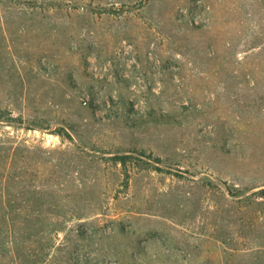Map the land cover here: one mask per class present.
I'll use <instances>...</instances> for the list:
<instances>
[{"label": "rangeland", "instance_id": "1", "mask_svg": "<svg viewBox=\"0 0 264 264\" xmlns=\"http://www.w3.org/2000/svg\"><path fill=\"white\" fill-rule=\"evenodd\" d=\"M0 264H264V0H0Z\"/></svg>", "mask_w": 264, "mask_h": 264}, {"label": "trees", "instance_id": "2", "mask_svg": "<svg viewBox=\"0 0 264 264\" xmlns=\"http://www.w3.org/2000/svg\"><path fill=\"white\" fill-rule=\"evenodd\" d=\"M14 119H12L11 117H8L7 119V122L10 123V122H13Z\"/></svg>", "mask_w": 264, "mask_h": 264}, {"label": "built area", "instance_id": "3", "mask_svg": "<svg viewBox=\"0 0 264 264\" xmlns=\"http://www.w3.org/2000/svg\"><path fill=\"white\" fill-rule=\"evenodd\" d=\"M87 99H88V97H87Z\"/></svg>", "mask_w": 264, "mask_h": 264}]
</instances>
